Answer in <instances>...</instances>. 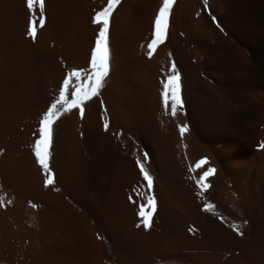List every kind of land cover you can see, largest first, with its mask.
I'll return each instance as SVG.
<instances>
[{
	"label": "bare ground",
	"instance_id": "bare-ground-1",
	"mask_svg": "<svg viewBox=\"0 0 264 264\" xmlns=\"http://www.w3.org/2000/svg\"><path fill=\"white\" fill-rule=\"evenodd\" d=\"M106 3L44 0L33 41L26 0H0V264H264V0H175L151 58L161 0H120L105 86L83 118L74 109L54 124L55 183L44 187L32 151L38 121L67 69L87 68L92 17ZM171 64L183 104L175 118L160 95ZM145 153L149 230L136 227ZM208 167L197 197L189 177Z\"/></svg>",
	"mask_w": 264,
	"mask_h": 264
},
{
	"label": "snow or ice",
	"instance_id": "snow-or-ice-1",
	"mask_svg": "<svg viewBox=\"0 0 264 264\" xmlns=\"http://www.w3.org/2000/svg\"><path fill=\"white\" fill-rule=\"evenodd\" d=\"M203 4L207 5V0H202ZM120 3V0H107L106 6L100 11H96L92 17V23L98 25V32L94 41V46L90 51V58L87 68L67 69L65 75L62 78L60 86L50 94V102L46 110L42 113L39 121L38 128L36 129L37 138L32 144V151L35 157L36 163L44 174V187L54 185V174L49 166L50 158V145L53 137L54 124L64 115L71 113L74 109L78 110L81 118L84 114V106L87 102L91 101L94 97L100 95L101 89L105 86L106 78L109 76L110 63H109V48L107 43L109 21L113 13V10ZM175 0H161V4L155 14L153 21L152 38L147 44L146 55L151 58L157 45L162 44L165 40L168 26L169 17ZM44 0H26V8L29 12L28 26L26 29L27 35L33 39L36 38L37 23L39 27H43L45 23L44 17ZM38 11V17H37ZM219 27V25H217ZM179 72L176 71L175 64H171L169 73L161 80L162 91L161 101L162 107L165 109V115H168V106L170 103L171 116L176 117L178 110H183V104L180 99V84H179ZM105 130L108 128V120L103 122ZM181 137L187 131V124L177 125ZM261 149H264V143L259 145ZM2 151V150H0ZM148 160V156L145 153L143 158L136 159V165L139 168V172L143 177L146 184L141 185L146 189L145 194L137 193L140 196L142 202L137 203V216L140 218V222L136 224L137 228L143 226L145 230H149L151 227V217L156 210V200L152 194L153 179L147 169L145 168L144 161ZM207 164V159L202 158L196 162L195 168L199 169L203 165ZM189 173L194 169L190 167ZM215 169L208 167L206 171H202L199 177L190 176L189 178L194 182L198 191L197 197L206 191L209 185L205 182L206 178L214 174ZM57 191L59 189H56ZM129 200L133 203L136 201L129 197ZM11 204L9 200L7 202ZM33 207L37 205L33 204ZM0 207H4L3 198L0 197ZM214 205L211 203H205L203 211L213 212ZM214 214V212H213ZM247 223L246 221L244 222ZM231 230L237 235L242 236L240 231V225H229Z\"/></svg>",
	"mask_w": 264,
	"mask_h": 264
}]
</instances>
